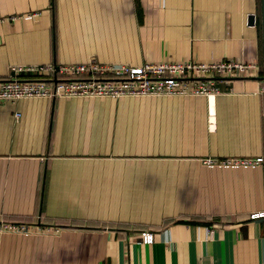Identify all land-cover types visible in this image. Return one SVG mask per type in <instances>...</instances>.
Returning a JSON list of instances; mask_svg holds the SVG:
<instances>
[{
    "label": "crops",
    "instance_id": "1",
    "mask_svg": "<svg viewBox=\"0 0 264 264\" xmlns=\"http://www.w3.org/2000/svg\"><path fill=\"white\" fill-rule=\"evenodd\" d=\"M261 10L262 0H0V77L91 55L255 65L217 78L225 92L212 98L0 99V220L51 227L0 232V264H264V216L249 217L264 211L263 166L200 161L264 157Z\"/></svg>",
    "mask_w": 264,
    "mask_h": 264
},
{
    "label": "built area",
    "instance_id": "2",
    "mask_svg": "<svg viewBox=\"0 0 264 264\" xmlns=\"http://www.w3.org/2000/svg\"><path fill=\"white\" fill-rule=\"evenodd\" d=\"M37 12H31L35 16ZM17 15L9 16L11 20ZM255 65L239 58H215L199 61L191 58L174 61H152L136 64L128 60L102 61L94 55L85 60L70 62L12 65L7 75L0 77V99H47L55 97H138L183 96L187 93L206 95L209 98L225 91L217 84V78L223 74L239 76L244 72H253ZM50 72L53 77H26L25 72ZM203 75L198 80L188 82L187 77ZM211 114V112H209ZM19 112H15L18 116ZM204 164L214 165H251L261 164L264 170L263 156H207L200 158ZM264 211L253 212L250 218L263 217ZM50 226L30 222L0 220V232L48 233ZM59 228L54 227L53 232ZM152 231H142L140 242L153 240ZM223 264V263H205Z\"/></svg>",
    "mask_w": 264,
    "mask_h": 264
},
{
    "label": "water",
    "instance_id": "3",
    "mask_svg": "<svg viewBox=\"0 0 264 264\" xmlns=\"http://www.w3.org/2000/svg\"><path fill=\"white\" fill-rule=\"evenodd\" d=\"M261 16H262V41H263V62H264V0H262V10H261ZM263 79H264V74H263Z\"/></svg>",
    "mask_w": 264,
    "mask_h": 264
}]
</instances>
